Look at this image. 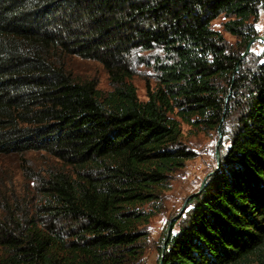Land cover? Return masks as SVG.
I'll return each mask as SVG.
<instances>
[{
  "label": "trees",
  "instance_id": "16d2710c",
  "mask_svg": "<svg viewBox=\"0 0 264 264\" xmlns=\"http://www.w3.org/2000/svg\"><path fill=\"white\" fill-rule=\"evenodd\" d=\"M263 12L264 0H0V157L60 164L36 179L32 208H3L0 264H144L150 220L196 157L185 136L219 127L220 164L157 264H264V49L242 58ZM221 15L234 43L212 27ZM72 56L102 64L111 90L76 80Z\"/></svg>",
  "mask_w": 264,
  "mask_h": 264
},
{
  "label": "rangeland",
  "instance_id": "374dc122",
  "mask_svg": "<svg viewBox=\"0 0 264 264\" xmlns=\"http://www.w3.org/2000/svg\"><path fill=\"white\" fill-rule=\"evenodd\" d=\"M225 21L226 18L221 15L213 21L212 27L221 31L230 43H234L236 39L223 30ZM257 27L259 35H264V12L257 22ZM263 44L264 42H256L250 54L257 57L261 56L264 49ZM151 61L152 57L149 53L139 54L133 59L135 69L133 83L142 101L146 100L147 83L154 84V73L149 65ZM63 62L76 80H93L97 82L100 91L108 92L111 90L108 73L99 62L84 60L75 56L65 57ZM185 130L187 129L185 128ZM218 140V132L185 136L186 143L195 152L196 157L189 160L183 169L173 174L171 188L164 196L163 210L150 220L148 226L149 244L145 253L144 264H157L159 247L164 235H167L170 221L180 214L171 225V232H176L181 222H178L179 219L189 209L188 203L182 209L187 197L198 192L208 174L214 172L218 166L216 158ZM59 167V162L45 153L29 152L1 156L0 214L3 212V208L8 206H20L23 210L32 208L38 201L35 190L36 179Z\"/></svg>",
  "mask_w": 264,
  "mask_h": 264
},
{
  "label": "water",
  "instance_id": "95a60500",
  "mask_svg": "<svg viewBox=\"0 0 264 264\" xmlns=\"http://www.w3.org/2000/svg\"><path fill=\"white\" fill-rule=\"evenodd\" d=\"M256 42H264V35H258L256 36L255 38H253L251 40V42L248 44V46L246 47L245 51L243 52L242 54V58H244L247 54H249L252 50V47L253 45L256 43ZM241 58V59H242ZM231 95V89H230V92L226 98V101H228L229 97ZM218 134H219V140H218V143H217V147H216V158H217V163H218V166L220 164V152H219V145H220V142H221V139H222V131L220 129V127L218 128ZM212 173L214 172H211L209 175H211ZM204 183L201 185L200 189L198 192L194 193V194H191L190 196L187 197L186 201H185V204H184V207L182 209L185 208L186 204L188 203V201L194 196V195H197L202 189H203V186H204ZM180 215V214H179ZM179 215H177L176 217H174L171 221H170V224H169V228H168V232H167V236L170 235V232H171V225L172 223L178 219Z\"/></svg>",
  "mask_w": 264,
  "mask_h": 264
}]
</instances>
